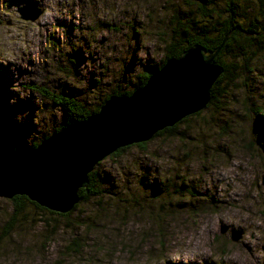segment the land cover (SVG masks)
<instances>
[{"label": "rangeland", "instance_id": "obj_1", "mask_svg": "<svg viewBox=\"0 0 264 264\" xmlns=\"http://www.w3.org/2000/svg\"><path fill=\"white\" fill-rule=\"evenodd\" d=\"M186 1L0 0V148L30 146L61 124L40 88L89 109L131 89L163 57L169 18ZM24 5L38 16L22 18ZM251 68L221 109L101 159V195L67 219L25 205L6 227L13 207L0 197V264H264V52Z\"/></svg>", "mask_w": 264, "mask_h": 264}, {"label": "water", "instance_id": "obj_2", "mask_svg": "<svg viewBox=\"0 0 264 264\" xmlns=\"http://www.w3.org/2000/svg\"><path fill=\"white\" fill-rule=\"evenodd\" d=\"M30 6L18 8L22 18L38 16L40 10ZM218 49L206 54L196 44L167 58L131 94L109 96L98 111L53 131L37 145L0 148V197L25 195L47 209L70 211L89 173L106 155L146 141L205 107L222 70L215 62ZM261 183L264 187V173ZM240 234L234 232L231 239Z\"/></svg>", "mask_w": 264, "mask_h": 264}, {"label": "trees", "instance_id": "obj_3", "mask_svg": "<svg viewBox=\"0 0 264 264\" xmlns=\"http://www.w3.org/2000/svg\"><path fill=\"white\" fill-rule=\"evenodd\" d=\"M186 2L187 10L185 12L175 11L169 18V24H172V27L168 39L164 41L163 57L158 63L150 65L149 70H142L138 73V80L131 89L122 91L114 89L94 108L89 109L69 94L54 93L45 88H40L41 92L58 104L64 113L61 124L54 128V131L68 123L85 119L91 113L98 111L100 105L111 95L131 94L132 91L141 87L148 76L158 69L167 58L178 57L183 51L196 44L201 45L206 53H213L219 48L215 55V62L222 70L210 88L209 101L204 108L214 106L216 110L221 109L219 99L227 94L230 85H238L237 81L240 75L246 74L247 76L248 72L253 71L251 62L264 52V0H188ZM255 108L252 110L258 114L259 109L256 110ZM200 110L193 115L199 114ZM185 118L172 126L157 131L146 141L117 148L110 156L117 157L130 146L143 148L147 141L156 136H166L168 133H173L177 125L183 122ZM37 143L33 142L30 146H35ZM10 148H15V145H11ZM99 164L100 161L89 173L86 186L80 188L79 200H87L101 195L100 184L95 178ZM8 199H10L13 210L6 222V227L16 221L17 215L24 212L25 205L35 206L40 214L47 212L50 215L67 219L78 203L70 211L60 213L37 204L25 195H14ZM44 220L46 219L43 217L41 221L44 222ZM70 247L79 252L78 237L72 239Z\"/></svg>", "mask_w": 264, "mask_h": 264}, {"label": "bare ground", "instance_id": "obj_4", "mask_svg": "<svg viewBox=\"0 0 264 264\" xmlns=\"http://www.w3.org/2000/svg\"><path fill=\"white\" fill-rule=\"evenodd\" d=\"M49 15L46 14V17H48Z\"/></svg>", "mask_w": 264, "mask_h": 264}]
</instances>
